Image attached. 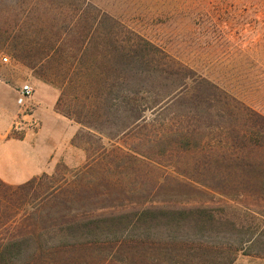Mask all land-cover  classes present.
Instances as JSON below:
<instances>
[{
  "label": "rangeland",
  "instance_id": "obj_1",
  "mask_svg": "<svg viewBox=\"0 0 264 264\" xmlns=\"http://www.w3.org/2000/svg\"><path fill=\"white\" fill-rule=\"evenodd\" d=\"M98 15L101 23L95 24ZM113 24V30L123 37L137 41L136 34L163 48L223 89L238 105L264 115V0H0V171H36L51 147L57 148L51 154L49 171L14 177L18 180L14 183L0 176V243L25 239L21 250L6 253L0 264H264L257 246L248 254L230 253L239 239L258 236L264 226V169L261 166V175H257L248 168L264 165V153L243 151L231 159L220 155L209 165L199 157L196 166L187 164L192 161L186 158L176 162L158 157L154 160L160 164L147 166L151 162L146 160L138 171H124V155L133 154L130 147L138 146L139 140L116 136L107 118L99 116L104 112L95 107L96 95H103L104 88L88 79L105 80L113 73L114 48L125 45L107 34ZM23 84H30L33 93L20 103L18 91ZM44 85L57 93L56 113L76 125L74 135L83 134L75 143L74 135L67 140L63 130L57 137L60 130L51 120L41 133L40 117L49 98ZM77 115L111 137L79 124L73 118ZM9 141L22 142L13 145ZM9 152L18 153L21 160L10 164L4 159ZM90 154L98 157L93 166L97 182L109 180L110 186H97V195L67 203L68 209L63 205L45 210L31 207L38 206L43 189L25 193L6 187L43 173L59 179L65 169L70 178ZM215 174H220V182L206 178ZM158 176L163 187L150 183ZM149 200L212 207L243 226V231L216 235L131 232L118 240L102 237L72 253L47 246L51 237L56 238L48 230L56 217L47 218L52 210L67 216ZM28 236L33 239L30 245Z\"/></svg>",
  "mask_w": 264,
  "mask_h": 264
},
{
  "label": "trees",
  "instance_id": "obj_2",
  "mask_svg": "<svg viewBox=\"0 0 264 264\" xmlns=\"http://www.w3.org/2000/svg\"><path fill=\"white\" fill-rule=\"evenodd\" d=\"M94 20L95 24L101 23L99 15ZM114 27V24L111 25L112 29L107 34L125 45L114 48L110 63V70L113 72L111 77L105 80L88 79L104 88L103 95H96L99 99L95 107L101 113L104 112L99 116L107 118L106 121L113 126L116 136H136L139 140L138 146L130 147L133 154L124 155L122 160L126 173L129 170L138 171L141 169L140 164H145L146 160L151 162L147 166H152L154 158L158 157L176 159V162L186 158L187 162L192 161L187 164L196 166L198 164L195 161L199 157H203V163L209 165L220 155L231 159L243 151L264 153V115L238 105L223 89L182 64L163 48L136 34L134 36L137 41L128 36L124 38L120 32L113 30ZM73 118L98 134L111 137L91 121L84 120L79 115ZM79 137H83V134H75L72 142L75 143V139ZM97 160L95 155H87L84 166L75 170L70 178L66 175L69 170L65 169L59 179L54 174L43 173L25 183L6 187L25 193L43 189L44 192L37 197L40 203L31 207L42 206L44 210L47 206L53 209L60 205L67 207V203L97 195V186H110L109 180L97 182L93 168ZM261 166L264 169L263 164L256 166L255 170L254 165H249L248 168L261 175ZM218 175L220 174L206 178L220 182ZM159 178L158 176L156 180L150 181L153 187H163ZM100 195L107 197L104 192ZM160 203L149 200L147 204L101 206L70 215L66 213L70 217L59 213L58 209L52 210L47 218L51 219L52 214H56V217L48 230L55 232L56 238L51 237L52 242L48 241L47 246L72 253L102 237L112 236L118 240L120 235L131 232L154 230L174 234L186 232L216 235L243 231V226L221 216L212 207ZM74 208L77 207H72L73 210ZM100 209L105 210L98 211ZM27 240L29 245L33 242L29 236ZM24 243L23 238L1 242L0 260L6 253L20 251ZM254 246L260 247L263 253H256L264 256V226L258 236L239 239V245L231 249V256L239 251L248 254ZM231 261L229 259L228 262Z\"/></svg>",
  "mask_w": 264,
  "mask_h": 264
},
{
  "label": "crops",
  "instance_id": "obj_3",
  "mask_svg": "<svg viewBox=\"0 0 264 264\" xmlns=\"http://www.w3.org/2000/svg\"><path fill=\"white\" fill-rule=\"evenodd\" d=\"M43 91H46L49 95V98H48V102L46 104V108H44V115H41L40 117V121H41V127H42V132H45L43 129L46 127V125H48V123H50V120L53 121V122H56L57 124V128L60 130V132H56L55 135L57 137H59L58 135H60L61 131L63 130L65 132V137L67 140H70L71 137L74 135L75 131H76V125H71L69 124V122H71L70 119L66 118V117H60V115H58L56 113V111L54 110V105L56 103V100H57V93L56 91L54 92V89H52L51 87L47 86V85H44L43 87ZM42 89V87H41ZM37 108H42V105H39ZM43 111V110H42ZM56 128V129H57ZM10 143H12L13 145L14 144H18L17 142H22V141H9ZM57 151V148H52L50 149V151L44 155V161L43 164L41 165V168H38V170L36 171H32V172H28L24 169H21V171L19 172L18 169L16 172H14L13 170V173L10 171V172H6V174L2 173L0 171V176L8 181V182H18V180H14L13 178H17V177H20L22 175H26V177H30L34 174H38L40 172H43V171H49V169H51L53 167V164L51 162V154L56 152ZM5 160H10V164H17L20 160H21V157L18 153H12V152H9L5 157H4ZM2 163V162H0ZM48 165H49V169H48ZM48 169V170H47ZM11 177V178H10Z\"/></svg>",
  "mask_w": 264,
  "mask_h": 264
},
{
  "label": "built area",
  "instance_id": "obj_4",
  "mask_svg": "<svg viewBox=\"0 0 264 264\" xmlns=\"http://www.w3.org/2000/svg\"><path fill=\"white\" fill-rule=\"evenodd\" d=\"M7 58L4 57L3 60ZM33 93V87L30 84H23L18 91V102L23 103L26 99L31 97Z\"/></svg>",
  "mask_w": 264,
  "mask_h": 264
}]
</instances>
